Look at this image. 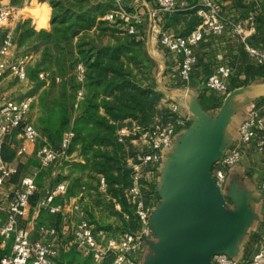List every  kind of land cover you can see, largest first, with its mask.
Instances as JSON below:
<instances>
[{
    "label": "crops",
    "instance_id": "crops-1",
    "mask_svg": "<svg viewBox=\"0 0 264 264\" xmlns=\"http://www.w3.org/2000/svg\"><path fill=\"white\" fill-rule=\"evenodd\" d=\"M124 1L143 20L135 35L140 41L136 47H139V59L153 71L156 90L161 93L158 106L176 105L184 121L176 128L172 147L161 153L152 170L144 166L140 173L143 199L153 206L150 220L154 238L138 253L139 264H161L172 256L178 242L180 249L173 264H216L211 257L216 251L235 259H248L264 237V191L260 186L264 181V147L257 149L255 139L248 144L240 143L238 127L252 111L264 115V72L227 28L220 36L196 46L197 58L190 78L183 79L179 75L178 55L162 48L158 39L163 32L191 30L196 25L197 14L190 9L201 0L195 6L189 0H177V10L171 14L156 11L154 0H140L137 4ZM215 1L221 4L226 17L247 26L252 45L264 46V0ZM98 2L104 0L95 3ZM4 4L5 0H0V5ZM44 4L40 7L47 8L46 24L38 26L39 17L24 18L37 31L50 28L49 0ZM250 15L254 17L252 25ZM17 24L11 27L14 29ZM3 30L0 29L1 39ZM221 64L232 69L225 92L205 86L206 77ZM31 90L32 85H21L23 96ZM34 96L33 106L37 104V94ZM132 143L138 148L136 141ZM233 147L239 148L240 159L228 170L223 187L217 188L214 168ZM70 158L81 161L77 152ZM34 167L38 168L29 164L28 169ZM104 188L100 185L101 191ZM85 194L81 189L77 196L63 200L62 222L67 224L64 229L83 216L79 200Z\"/></svg>",
    "mask_w": 264,
    "mask_h": 264
},
{
    "label": "built area",
    "instance_id": "built-area-1",
    "mask_svg": "<svg viewBox=\"0 0 264 264\" xmlns=\"http://www.w3.org/2000/svg\"><path fill=\"white\" fill-rule=\"evenodd\" d=\"M154 1L156 11L171 14L177 10V0ZM139 2L140 0H132L133 4ZM111 6V11L107 12L104 18L113 21L120 17L125 31L134 34L143 21L142 17L134 11L132 14L129 13L128 4L124 0H111ZM195 8L199 22L191 30L186 33L163 32L158 39L162 48L178 55L179 75L183 79L190 78L197 58L196 46L206 39L220 36L227 28L239 39L248 55L264 72V46L255 47L251 44L249 29L242 21L226 17L221 4L215 0H201ZM15 9L13 5H0V27L4 29L0 42V248L5 249L8 246L10 248L9 252L0 257V264H55L59 250L61 248L67 250L71 246H74L83 257L89 258V264H139L138 253L154 238L150 223L153 206L146 204L143 199L139 184L140 173L144 166L152 170L161 153L172 147L177 126L184 124L178 115L177 106L172 105L169 108L170 115L164 121L157 119L147 127L135 124L133 127L123 126L117 132L119 139L123 136L136 135L131 141H138L141 145L140 153L137 155L138 162L129 159L133 171V184L126 192L139 223L137 229L114 234L96 228L84 214L71 222L70 233L68 231L67 236H64L55 224L34 226L32 222H28L25 226L20 225V219L28 213L30 198L38 189L37 171L20 175L15 184L7 187L11 177L17 173V165L14 161L4 160L1 153L3 147L8 145L14 149L15 156L23 155L29 152L31 145L37 143L40 134L33 123L27 120L35 96L29 94L15 99L1 92L7 75H13L22 82L28 81L27 65L32 58V54L27 52L15 60H9V55L16 44L14 29L9 26L14 18ZM253 20V15H250V25L253 24ZM83 73L84 67L80 64L77 66V79L80 82L83 81ZM231 73L232 69L228 65H218L215 71L206 77L205 86L214 91L225 92L226 80ZM38 76L41 80L47 81L50 73L43 70L38 72ZM83 92L81 87L77 92L75 107ZM14 136L21 139L17 146L12 143ZM72 137L73 132L67 130L57 148L47 142L39 145L33 153L40 166L51 165L58 156L66 158ZM254 139L256 148L263 149L264 115L256 111H252L238 127L240 143L248 144ZM240 156L239 148L233 147L218 160L213 176L219 188L223 187L228 170L239 161ZM100 185L105 187L103 178H100ZM260 186L264 191V181ZM66 187L67 183L61 181L46 191L34 208V215H38L41 209H47L53 215L61 214L65 204L52 202L56 195L66 191ZM115 206L119 208L118 204ZM212 260L216 264H264V237L259 248L248 259L239 260L227 253L218 252L212 255Z\"/></svg>",
    "mask_w": 264,
    "mask_h": 264
},
{
    "label": "trees",
    "instance_id": "trees-1",
    "mask_svg": "<svg viewBox=\"0 0 264 264\" xmlns=\"http://www.w3.org/2000/svg\"><path fill=\"white\" fill-rule=\"evenodd\" d=\"M189 1L192 6L196 5L197 0ZM110 4L91 3L90 0H50L49 30L37 31L28 19H24L14 29V41L19 46L33 44L34 47L29 48L42 50L38 66L55 65L51 82L47 86L39 83L42 87L37 92L40 108L37 123L39 132L45 137L44 142L59 145L63 134L71 130L73 137L66 154L77 152L81 158V161L66 164L70 172L58 181L67 182L66 191L64 195H56L52 203L77 196L83 189L87 194L81 195L79 200L83 214L96 228L113 233L139 227L133 205L126 195L133 184L129 159L138 162L136 146L131 141L136 135L119 139L117 132L123 126H131L132 122L147 127L158 116V120L164 121L170 111L158 106L161 93L156 90L155 81L147 77L144 80L133 73L130 66L137 63L134 50L140 44L135 38L137 31L124 33L125 37L116 36V29L108 27L103 19ZM190 10L196 12L195 7ZM194 19L195 25L199 18L195 16ZM93 29L108 30L113 41L94 40L90 35ZM49 46L54 51H50ZM29 48L25 53L30 52ZM77 63L84 66L82 84L77 82L74 74ZM28 65V80L34 81L43 68L35 69L31 75ZM55 74L60 79L58 83L54 82ZM81 85L83 97L75 107L76 92ZM1 155L4 160L13 161L15 151L5 145ZM32 164L38 166L35 162ZM23 168L24 165L18 164L17 173L11 179L18 180ZM100 178L104 180V191L100 190ZM116 204L119 209L115 208ZM104 213L112 216L113 221L105 219ZM54 216L56 223L58 215ZM7 252V249H0V257ZM56 260L57 264H89V258L83 257L74 246L61 249Z\"/></svg>",
    "mask_w": 264,
    "mask_h": 264
},
{
    "label": "rangeland",
    "instance_id": "rangeland-1",
    "mask_svg": "<svg viewBox=\"0 0 264 264\" xmlns=\"http://www.w3.org/2000/svg\"><path fill=\"white\" fill-rule=\"evenodd\" d=\"M96 1L97 0H94V3ZM5 2H6V4L13 5L14 7H16V9H15L16 12L14 15L15 19L13 20V24L11 21L9 26L17 24V21L19 19H22V18L24 19L28 15L40 18V22H39L38 26L46 24V22H47L46 18H47V16L49 17L48 11H47V8L45 6H43V7H40V6L45 5L44 2L48 3V0H5ZM49 2H50V0H49ZM104 2L105 3H111V0H104ZM49 7H51V6H49ZM127 8H128L127 11L132 14L133 11L129 10V7H127ZM111 9H112V6H110V8L106 11V13L111 11ZM105 14L103 16L104 20H106L104 18ZM106 22L109 25L108 27H113L114 29H116L115 30L116 36L125 37V34L128 35V32L125 31V26H124L123 20H121L120 17L115 18L113 21L106 20ZM13 27H15V26H13ZM0 29H3V28L0 27ZM90 35L93 37L94 40L97 38V40L100 41L101 43H107L109 41H113V38H112L113 35L108 30L103 31V32H99L98 30L93 29L92 31H90ZM0 42H1V33H0ZM32 46L34 47L33 44H21L19 46V44L16 43L13 51L9 55V60H15L21 54L25 53L26 49H28L29 47H32ZM49 48H50V51H54L52 46H49ZM29 50H30L29 53H31L33 55V57L31 58V60L29 62V65H28L29 73L31 75H34L35 69L43 68V70H44V68H45L48 70H44V71H49L50 76L48 77L46 82H42L41 79L39 78V76H37L34 81L28 80L26 82H22V81H19L17 78H15L13 75H7L5 80L3 81V85L1 87V92L5 93L9 97H12L15 99L22 97L23 94L21 91V85H23V84L25 85V83H26V85H32V90H31L30 95H36L37 92L40 90V87H42V86H39V83H45L47 86L48 83L51 82L50 77L54 71L55 65L54 66L53 65L52 66H48V65L38 66V62L40 61L42 50L37 51V50H33L32 48H29ZM138 51H139V47H135L134 53H135V56L137 58V63H136V65H134L132 63L130 66L131 69L133 70V73L138 75L140 78H142L144 80H146L147 78L153 79V76H154L153 71L151 70V68H149L147 65H145L141 59H139V52ZM80 64L81 63H77L75 70H74V74H75L77 82L82 84L83 81L80 82L77 79V66ZM43 70H39V72L43 71ZM53 77H54L55 83H58L60 81V79L57 77L56 74ZM83 80H84V78H83ZM81 87H82V85L78 88V90ZM78 90H77V92H78ZM77 92H76V96H77ZM34 101H36V99H34ZM169 108H167V109H169ZM39 114H40V108H39V104L37 103L35 106L32 105V107L29 111V114L27 116V120L30 121L31 123H33V125L36 127L38 132H39V129H38L37 119L39 117ZM159 118L160 117L158 116L157 119H159ZM133 124L137 125L136 123L132 122L131 127L135 126ZM39 134H40V137H39L37 143L30 146L29 152H27L23 155H20V156H15L13 159V161L16 165H18V164L24 165V168L19 173L20 175L27 174L30 172L32 173L35 169H38V171H39L37 173V177H36L38 192H36V195H34L30 199L27 215L24 218H21L19 221V224L22 226H25L28 222H32L34 226L37 225L38 223L47 224V225H51V224L55 223V216L52 213H50L48 210L41 209L37 216L34 215L33 210H34V208H36L38 201L44 195V193L46 191L50 190L51 188H53L58 183L59 180H63L70 172L67 165H66L67 163H69V161L71 159L70 155H67L66 158H65V156H63V157L58 156L51 165L45 166V167L40 166V164L38 163V160L34 157V154H33L34 150L45 141L44 135H42L40 132H39ZM20 142H21V139L19 137L14 136L12 138V143H14L15 146L19 145ZM137 144H138V148H136V151H137V154H139L140 153L139 150L141 148V145L139 144L138 141H137ZM54 145L55 146H53V147H55V148L58 147L57 144H54ZM34 162L38 163V168L34 167V168L28 169V166H26V165L32 164ZM16 181H17L16 178L13 180L11 179L9 181V183H7L6 186L7 187L12 186L13 184L16 183ZM62 195H64V193ZM62 199H64V198H62ZM103 216L105 219H109V221L113 219L112 216H108V214H105V213L103 214ZM62 217H63L62 214H59L55 224L57 225V227L61 231V233H63L62 231L64 230L65 234L67 235L68 231L70 233L71 223L67 226V228L64 229L63 226L67 225V224H64L62 222ZM113 233L118 234L120 232L114 231ZM10 243L11 242H9V244ZM5 249H7L9 251V247H7ZM56 262H57V260H56Z\"/></svg>",
    "mask_w": 264,
    "mask_h": 264
},
{
    "label": "water",
    "instance_id": "water-1",
    "mask_svg": "<svg viewBox=\"0 0 264 264\" xmlns=\"http://www.w3.org/2000/svg\"><path fill=\"white\" fill-rule=\"evenodd\" d=\"M214 184H215V182H214ZM215 186L217 188H219L216 184H215ZM223 207L225 208L224 205H223ZM150 223H151V220H150ZM152 230H153V228H152ZM179 245H180V242H178L177 245L175 246L174 251L172 253V256H170L167 260L162 261L161 264H173L174 260L176 259L177 255H178L179 249H180ZM218 252H222V251L213 252L212 255L215 254V253H218ZM212 255H211V257H212Z\"/></svg>",
    "mask_w": 264,
    "mask_h": 264
}]
</instances>
